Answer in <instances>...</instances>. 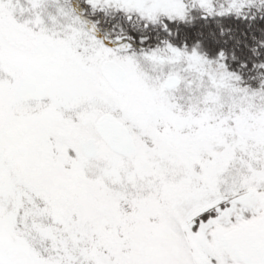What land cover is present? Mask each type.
Returning <instances> with one entry per match:
<instances>
[{
    "label": "snow or ice",
    "instance_id": "1",
    "mask_svg": "<svg viewBox=\"0 0 264 264\" xmlns=\"http://www.w3.org/2000/svg\"><path fill=\"white\" fill-rule=\"evenodd\" d=\"M0 264H264V0H0Z\"/></svg>",
    "mask_w": 264,
    "mask_h": 264
}]
</instances>
